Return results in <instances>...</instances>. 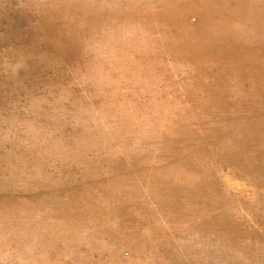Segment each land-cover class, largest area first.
Wrapping results in <instances>:
<instances>
[{"label":"rangeland","instance_id":"374dc122","mask_svg":"<svg viewBox=\"0 0 264 264\" xmlns=\"http://www.w3.org/2000/svg\"><path fill=\"white\" fill-rule=\"evenodd\" d=\"M0 264H264V0H0Z\"/></svg>","mask_w":264,"mask_h":264}]
</instances>
